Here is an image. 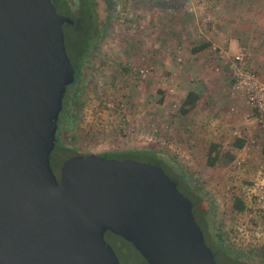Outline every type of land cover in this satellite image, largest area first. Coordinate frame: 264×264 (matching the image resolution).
Wrapping results in <instances>:
<instances>
[{"label": "water", "instance_id": "1", "mask_svg": "<svg viewBox=\"0 0 264 264\" xmlns=\"http://www.w3.org/2000/svg\"><path fill=\"white\" fill-rule=\"evenodd\" d=\"M73 22L52 0H0V264H120L107 231L148 264H219L160 165L91 152L53 170Z\"/></svg>", "mask_w": 264, "mask_h": 264}, {"label": "rangeland", "instance_id": "2", "mask_svg": "<svg viewBox=\"0 0 264 264\" xmlns=\"http://www.w3.org/2000/svg\"><path fill=\"white\" fill-rule=\"evenodd\" d=\"M68 1L77 19L72 29L81 31L85 23H79L78 6L75 0ZM53 3L57 12L64 14V5L56 0ZM139 6L138 0H89L87 3L85 12H91L93 23L104 27V31L95 43L85 68L88 81L77 122L73 131L62 136L60 142L69 150L51 152V158L56 154L51 161L53 170L55 173L59 171L62 161L75 151L104 153L150 147L159 150L167 159L178 164V170L187 175L188 181L199 191L195 192L202 196L198 198L186 190V181L179 176L177 169L166 171L174 172L178 189L199 210L194 217L203 231L206 244L214 250L216 261L219 264H264V251H258L264 244V221L257 227L255 220L248 215L255 196L252 189L264 180V167L255 168V165L247 164L252 149L248 144L245 154H240L232 145L234 141L219 143V161L214 166L206 163L204 154L191 163L173 149L167 137L168 125L174 122V117L180 111L175 104L163 102V91L159 88L155 91L149 83L147 75L150 68L141 48L146 37L138 14ZM82 10L84 12V8ZM69 40L68 37L65 39V48L70 59ZM143 69L148 71L141 72ZM159 124L162 127L166 124V132L161 137H151ZM154 140L157 142L151 143ZM129 158L145 161L139 156ZM248 169L254 175H248ZM234 197L245 202L241 214L233 208ZM201 208L208 209L203 216L199 213ZM237 226L246 231V237L236 243L233 237L237 234ZM104 237L120 264H148L133 245L122 237L113 233H105ZM223 247L242 250L243 253L234 261L224 255Z\"/></svg>", "mask_w": 264, "mask_h": 264}, {"label": "crops", "instance_id": "3", "mask_svg": "<svg viewBox=\"0 0 264 264\" xmlns=\"http://www.w3.org/2000/svg\"><path fill=\"white\" fill-rule=\"evenodd\" d=\"M138 1L150 85L178 112L189 92L198 95L192 109L168 125L173 149L193 163L203 154L206 159L211 142L243 138L244 147L235 150L245 154L249 144L247 164L264 167V129L232 76L239 51L247 52L249 69L264 70V0ZM165 126L159 124L151 137H161ZM247 174L254 175L249 169Z\"/></svg>", "mask_w": 264, "mask_h": 264}, {"label": "trees", "instance_id": "4", "mask_svg": "<svg viewBox=\"0 0 264 264\" xmlns=\"http://www.w3.org/2000/svg\"><path fill=\"white\" fill-rule=\"evenodd\" d=\"M56 1L64 5L65 7L64 15L69 16L74 21L72 24H66V23L63 24L64 37L65 39L67 37L70 39L69 40L71 47L70 61L74 68V80L71 84H69L66 87V91L64 93L63 102H62V109L59 113L57 120V130L55 135L56 140L53 150L55 153L57 152L62 153V152H66V150H69L64 146H62L60 142L62 136L66 135L67 133H71L73 131L75 123L77 122V115L82 105L84 87L88 81V78L85 75V68H87L89 58L91 57L92 54V50L94 49L95 43L97 42L99 37L102 35L104 31V27L101 26L98 27L94 25L93 20L91 18V12L90 14L85 12L86 5L89 2V0H75L78 6L77 10H79L78 11L79 23H83V24L85 23V24L81 31L73 30L72 26L77 23L76 21L77 19H75L76 15L74 14L70 2L68 0H56ZM82 8H84V12ZM80 11L82 12L80 13ZM197 99H198V95L195 92H189L179 108L180 113L185 114L188 111H190L192 107L195 105ZM232 145L237 149H240L245 145V140L243 138H236ZM74 154H88V153H80L78 151H75ZM97 154L104 155L106 157H115V158H117L118 156H120L121 158L130 157V156H139L142 157L146 162L160 165L165 172L168 171L169 169L178 170L179 167L177 163L175 164L174 161L167 159L161 151L155 149H149V148L114 150V151L97 153ZM55 156L56 154H54V157L51 158V161L54 160ZM219 156H220L219 143L211 142L208 148L206 163L209 166H214L219 161ZM178 174L186 181V190L196 195V197L201 198L202 196H200V193L198 194L196 193L199 191L196 190L195 186H193L188 181V178L184 177L185 174L180 172V170H178ZM168 175L171 177L170 173ZM245 206L246 205L244 200L238 197H234L233 208L235 210L240 212L245 209ZM192 209L194 214L195 212L199 211L195 208L193 201H192ZM207 211L208 209L205 210L201 208L199 213L200 215L203 216ZM106 233H111V232L107 231ZM223 249H224L223 251L224 255L227 258L232 259L234 261L237 259V257L242 255L243 253L242 250H234L233 248L225 249L223 247ZM258 251L259 252L264 251V244L260 246Z\"/></svg>", "mask_w": 264, "mask_h": 264}, {"label": "built area", "instance_id": "5", "mask_svg": "<svg viewBox=\"0 0 264 264\" xmlns=\"http://www.w3.org/2000/svg\"><path fill=\"white\" fill-rule=\"evenodd\" d=\"M193 1L205 2L206 0ZM232 61V76L235 80L234 86L242 92L245 101L254 111L255 122L264 129V70L259 72L247 67L248 54L246 51L235 53ZM147 71V69L141 70V72ZM253 191L255 196L250 204L251 208L248 211V215L255 220L257 227H259L261 221H264V180L257 183L252 189ZM246 213L247 211H245ZM244 236L246 237V231H243L240 226H237V234L233 237V241L237 243Z\"/></svg>", "mask_w": 264, "mask_h": 264}, {"label": "flooded vegetation", "instance_id": "6", "mask_svg": "<svg viewBox=\"0 0 264 264\" xmlns=\"http://www.w3.org/2000/svg\"><path fill=\"white\" fill-rule=\"evenodd\" d=\"M93 22H94V20H93ZM94 25H96V22L94 23ZM180 172H181V171H180ZM169 173H170V175H171V177H172V179H173L174 172H173V171H170ZM56 174L58 175V174H59V171H57ZM184 177L187 178V175L185 174ZM174 180L177 182V180H176L175 178H174ZM177 185H178V182H177ZM211 249H212V248H211ZM212 251H214V250L212 249ZM213 254H214V257H215V253H214V252H213Z\"/></svg>", "mask_w": 264, "mask_h": 264}]
</instances>
